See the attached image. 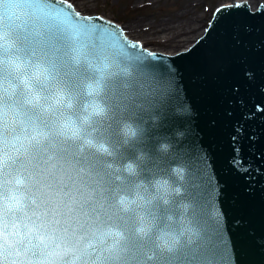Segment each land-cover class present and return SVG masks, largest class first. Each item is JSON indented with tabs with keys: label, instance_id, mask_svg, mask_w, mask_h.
Returning a JSON list of instances; mask_svg holds the SVG:
<instances>
[{
	"label": "clouds",
	"instance_id": "obj_1",
	"mask_svg": "<svg viewBox=\"0 0 264 264\" xmlns=\"http://www.w3.org/2000/svg\"><path fill=\"white\" fill-rule=\"evenodd\" d=\"M21 10L31 22L21 36L42 39L13 43L20 16L0 22V63L19 72L0 82V264H151L177 248L208 249L218 225L206 174L185 129L165 131L188 113L170 108L163 75L73 29L52 35L47 18ZM18 86L20 103H9ZM46 204L61 206L72 240L33 257Z\"/></svg>",
	"mask_w": 264,
	"mask_h": 264
},
{
	"label": "water",
	"instance_id": "obj_2",
	"mask_svg": "<svg viewBox=\"0 0 264 264\" xmlns=\"http://www.w3.org/2000/svg\"><path fill=\"white\" fill-rule=\"evenodd\" d=\"M46 3L60 13L47 17L52 35L66 39L73 24L92 29L90 37L81 38L137 53L163 75L170 108L188 113L169 119L165 131L185 129V143L206 174L219 231L220 254L214 257L215 264H264V5L256 11L247 3L219 8L206 34L189 50L166 55L144 50L112 22L80 16L63 0ZM260 4L261 0L257 7ZM17 15L21 27L9 34L13 43L42 39L39 35L22 37L31 31V22L22 10ZM101 34H111L112 40ZM133 43L139 47H130ZM18 78L12 65L0 63V82H17ZM23 91L18 86L9 103L19 104ZM237 158L247 171L233 164ZM212 243L213 237L203 246L209 248Z\"/></svg>",
	"mask_w": 264,
	"mask_h": 264
},
{
	"label": "rangeland",
	"instance_id": "obj_3",
	"mask_svg": "<svg viewBox=\"0 0 264 264\" xmlns=\"http://www.w3.org/2000/svg\"><path fill=\"white\" fill-rule=\"evenodd\" d=\"M70 1L86 14L97 11L118 21L130 36L140 39L153 50L177 52V49L189 45L205 31L214 9L220 3L226 4L231 0H91L86 6L80 3L81 0ZM249 1L256 8L260 0ZM135 22L139 23L138 31L130 28V24ZM157 27L164 29L156 32ZM171 30L177 34V38L169 42L167 35L171 34L167 33ZM152 32L155 34L149 35Z\"/></svg>",
	"mask_w": 264,
	"mask_h": 264
},
{
	"label": "snow or ice",
	"instance_id": "obj_4",
	"mask_svg": "<svg viewBox=\"0 0 264 264\" xmlns=\"http://www.w3.org/2000/svg\"><path fill=\"white\" fill-rule=\"evenodd\" d=\"M22 8L27 9L29 14L35 17H43L47 18L50 15L60 16V13L49 7L46 3V0H0V22L4 20L12 21L17 17V11ZM64 22L68 21L67 17H64ZM2 23H0V27H2ZM73 31L77 35H84L87 37L91 36L92 29H84L82 26L73 24ZM101 38L112 40L111 34H101ZM113 43H116L113 41ZM132 48H138L139 46L135 43L130 45ZM121 55L129 56V58H139L140 56L137 53H131L125 51L123 48L118 47ZM17 69L19 65L16 66ZM242 132V129H240ZM235 139V135L233 137ZM0 151L6 152V148H0ZM239 151V149H236ZM233 164L238 167L241 171H247V169H243L240 167L239 159H235ZM48 208V212L44 214V219L39 221V232L33 236L32 244H31V255L33 257L48 255H59L64 249L67 248L68 243L72 240V238L68 235L70 232L67 223L64 226H61V218H63V212H60V217L57 216V212L60 210V205L49 206L45 205ZM23 231V229H22ZM41 233L43 235H41ZM219 240V231L218 227L214 231L213 234V243L211 246L205 251H196L185 248H177L174 250L173 254L166 260H162L159 255L150 258L151 264H215L214 257L220 254V249L218 245ZM51 242V246L53 251H47V242ZM27 237L21 240L17 245H15V250L17 253H20L25 244L27 243ZM74 242V241H73ZM8 264H34L31 260H20L9 259ZM39 264H72L66 257L57 261L55 259H50L47 261H40ZM140 264H144L143 261Z\"/></svg>",
	"mask_w": 264,
	"mask_h": 264
},
{
	"label": "bare ground",
	"instance_id": "obj_5",
	"mask_svg": "<svg viewBox=\"0 0 264 264\" xmlns=\"http://www.w3.org/2000/svg\"><path fill=\"white\" fill-rule=\"evenodd\" d=\"M239 1H241V0H239ZM246 1H249V0H246ZM251 1H249V3H250ZM81 4H83V5H89L90 3H91V0H81V2H80ZM76 6H78V5H76ZM130 28L133 30V31H138V29L140 28L139 27V23H132V24H130ZM164 29V27H160V28H155V30L154 31H156V32H159L160 30H163ZM140 31H141V29H140ZM153 34H155L154 32H152V33H149V35H153ZM167 34H171V35H167V40L168 39H170L169 40V42H171V41H174L176 38H177V34H173V31L171 30L169 33H167ZM149 47V46H148ZM151 48V47H150ZM152 49V48H151Z\"/></svg>",
	"mask_w": 264,
	"mask_h": 264
}]
</instances>
